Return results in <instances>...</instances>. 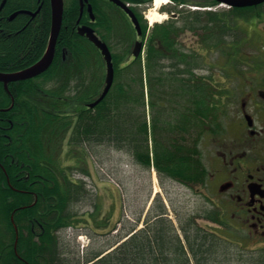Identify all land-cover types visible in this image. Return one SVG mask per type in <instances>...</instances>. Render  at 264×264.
I'll list each match as a JSON object with an SVG mask.
<instances>
[{"label": "trees", "instance_id": "1", "mask_svg": "<svg viewBox=\"0 0 264 264\" xmlns=\"http://www.w3.org/2000/svg\"><path fill=\"white\" fill-rule=\"evenodd\" d=\"M70 2L64 14L75 15V19L77 3ZM184 3L217 5L213 0ZM40 4V11L27 25L29 17L23 14L11 22L0 20V24L4 23L0 25L4 29L0 33V72L23 69L34 56H41L50 26L49 0L6 1L2 9L6 16L22 9L35 12ZM257 9H184L180 24L169 20L154 25L145 49L148 115L140 58L130 67H116L115 82L107 96L96 108L81 110V99L93 100L101 83L94 90L88 87L80 96V38L76 33L67 36L62 30L47 79L35 86L34 81L16 83L13 107L0 112V264H73L60 259L58 233L83 225L94 232L107 228L113 208L106 216L100 214L96 205L84 216L69 210L73 203L90 197L83 181L68 174L71 167L65 165L62 157L65 141L70 154L76 153L74 146L106 144L113 150H130L139 163L147 166L151 154L160 179L170 178L190 188L203 186L207 170L201 157L202 138L219 128L220 117L238 85L230 89L208 77L196 76L190 68H198L201 58L194 51H185L178 39L183 32L197 34L203 50L220 53L222 60L216 65L236 85L242 66L254 65L257 58L254 53L248 54L253 48H244L246 42L247 47L253 44L250 24L259 13ZM98 19L105 22L107 18ZM23 25L26 27L14 35L16 30L12 28ZM236 30L241 33L239 38L233 33ZM145 33L146 27L143 36ZM124 72L139 78L136 81L132 76L123 81ZM177 74L178 94L171 97L166 94L165 85L176 83L172 76ZM11 104V97L0 84V109ZM172 133L178 135V140H173ZM165 215L160 203L155 213L144 220L142 229L133 228L111 245L114 249L108 254L101 257V252H94L85 257L83 264H207L214 254L227 264L232 260V256L220 255L222 248L216 235L196 224L203 219L228 230L229 214L212 208L175 213L177 227ZM14 225L18 233L17 255L13 251ZM115 229L114 224L111 230ZM242 264H264V252L253 253Z\"/></svg>", "mask_w": 264, "mask_h": 264}, {"label": "flooded vegetation", "instance_id": "2", "mask_svg": "<svg viewBox=\"0 0 264 264\" xmlns=\"http://www.w3.org/2000/svg\"><path fill=\"white\" fill-rule=\"evenodd\" d=\"M6 1L0 0V20L3 21L4 19L5 22H11L16 16L23 14L29 17L26 20V25L35 18L42 4L41 2L35 12L22 9L6 16L2 10ZM120 1L129 5V8L135 14L142 15V3L138 2L132 5L127 2L131 0ZM173 1L176 2V0ZM88 2L91 3L93 16L88 13L87 3L78 2L76 18L73 17L75 15L68 17V14H64L60 32L63 30L62 32L65 35L72 36L73 33H78L79 27L91 28L94 34L107 44L113 62L115 53L118 52L120 57L119 66L130 67V64L134 63L135 60L132 56L135 41H141V37L134 34L135 31L132 27L134 33L127 32L125 23L130 21L128 16L109 0H88ZM69 3L70 0H67V6ZM80 6L82 10H80ZM114 12L121 19L118 23V31L109 34L110 30L101 22H98L97 19L98 16L107 17L106 23L113 24L111 17ZM164 16L166 15L164 14ZM146 19L148 20V16H146ZM263 20L264 14L261 13L251 19L256 23ZM36 23L39 24V21L37 20ZM0 25L4 26V23L2 22ZM26 25L12 28L16 30L14 35H17ZM6 30L11 33L10 29L6 28ZM3 31L4 29L0 27V33ZM78 36L80 38L77 52L79 83L81 84L83 80L87 82H104L106 78L104 56L88 40L86 35L78 34ZM39 58L40 56L38 58L34 56L27 62L31 63L26 67L32 65ZM246 70L247 74L239 77V91L227 116L226 131L211 139L212 148L211 154L208 156L210 157L208 177L212 181V189L215 195L223 200L226 210L230 212L232 220L237 223L239 230L243 232L244 238L254 246L264 250V58ZM1 72L11 73L13 71ZM46 79L47 75L43 73L32 79L34 82L30 81L35 86V81L43 83ZM2 86L8 95L13 96L18 84L10 83L7 89L4 85ZM80 103L84 107L89 105L84 99H81ZM17 236L18 234L13 242L15 255H17Z\"/></svg>", "mask_w": 264, "mask_h": 264}, {"label": "rangeland", "instance_id": "3", "mask_svg": "<svg viewBox=\"0 0 264 264\" xmlns=\"http://www.w3.org/2000/svg\"><path fill=\"white\" fill-rule=\"evenodd\" d=\"M166 4L169 7H174V4L169 0H167ZM177 8L180 9V6ZM216 8L226 9V7L221 5ZM154 10L158 17L166 15V13L160 12V9L156 10L154 4L144 8L143 19L146 21L147 27H150L149 23L151 22L146 19V16L149 17L151 12L154 13ZM167 15V19H169L170 14ZM167 19L163 18L162 22ZM262 26H264V20L257 22L253 29L259 31ZM233 33L237 35V38L241 36L239 30ZM250 34L252 38L255 36V33L251 32ZM260 40V38L257 39L258 43H260ZM180 43L182 46L201 54L200 57L202 63H204L202 66L205 67L204 70L200 71L201 75L212 74L216 81H220L218 76L220 73L219 67L216 64L212 67L214 61L221 60L219 52L215 51L210 54L209 52L201 51L197 38L189 33H185L180 37ZM244 48L246 51L250 49V46L247 47V42ZM253 48H255L254 45ZM221 86L228 87L229 83L222 80ZM209 143V139L203 141L201 145L203 155L209 153ZM65 145L68 146L67 144ZM66 146L62 157L65 165L71 167L68 170V174L72 178L81 179L84 182L90 197L89 199L73 203L70 205L69 210L84 216L88 211H92L94 205H96V207H99L102 216L112 212V208L114 212L107 228L98 230L94 234L92 233L93 229L86 225L60 232V249L58 252L61 260L65 259L73 264H83L86 256L106 250V248L125 236L133 228L142 229L144 220L155 213V210L160 207V203L164 206L166 217L174 222L176 227L175 213L190 214L195 209L216 208L215 206L218 205V199L209 192L208 185L198 189H190L170 179L163 178L161 180L157 173L152 175L150 171L139 166L135 162V158L124 150H113L106 144L87 143L82 149L87 154V157H84L82 162L79 154L76 156L72 153L68 156L69 148ZM73 151L76 152V149H73ZM75 158H77L78 163ZM203 158L206 163L208 157ZM114 224L116 229L111 230ZM196 224L216 235L222 248L219 250L220 255L223 257L232 256V260L228 264H242L245 260L250 259V255L253 254L250 251L256 249V247L247 246L240 240L233 238L230 233H224L219 224L203 219H198ZM82 235L84 238L80 240ZM79 236L81 237L80 239ZM227 253L230 254L227 255ZM218 257L216 254L212 255L209 257L210 259L208 258L207 264H215L216 260L218 261L217 264H227L220 259L221 257L216 259Z\"/></svg>", "mask_w": 264, "mask_h": 264}, {"label": "water", "instance_id": "4", "mask_svg": "<svg viewBox=\"0 0 264 264\" xmlns=\"http://www.w3.org/2000/svg\"><path fill=\"white\" fill-rule=\"evenodd\" d=\"M87 1V0H85ZM218 3H223L225 5H228L230 7H248L253 6L258 3L263 2L264 0H215ZM82 3V1H81ZM123 7V5L118 4ZM50 6H51V29H50V38L47 46V50L44 53L43 57L40 61H38L36 64H34L32 67L17 72L15 74H0V81L7 84L8 82H14V81H23L27 80L33 76H36L37 74H40L44 72L52 63V59L55 52V45L58 38V35L60 33V26L62 23V15H63V0H50ZM89 10H91V7H88ZM126 12L129 14V16L132 19V22L135 24L137 30L139 31L138 23L135 18V16L127 9H125ZM80 33L84 34L86 33L87 36L90 38V40L97 45L102 50V53L105 55V59L107 61V78H106V85L99 96V98L94 102L89 104V107L95 106L97 103H99L104 96L107 94L112 81H113V68L111 64V57L110 54L105 46V44L101 43L99 40H97L96 37L93 36L92 32L90 30L86 29H80ZM140 44H137L136 48L137 51H140Z\"/></svg>", "mask_w": 264, "mask_h": 264}, {"label": "bare ground", "instance_id": "5", "mask_svg": "<svg viewBox=\"0 0 264 264\" xmlns=\"http://www.w3.org/2000/svg\"><path fill=\"white\" fill-rule=\"evenodd\" d=\"M166 3H167V0H155L154 7L157 10V9L161 8L163 5H166ZM163 18L166 19V16L165 17L164 16L163 17H158L157 13H155V10H154V13L151 12L149 17H148L149 21L151 22L150 24L161 23ZM88 107H89V105H88ZM80 238L81 237L79 236V239Z\"/></svg>", "mask_w": 264, "mask_h": 264}]
</instances>
